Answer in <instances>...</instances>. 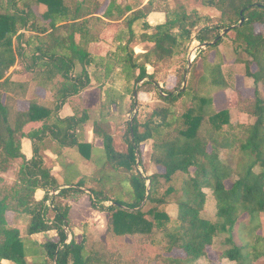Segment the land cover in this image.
<instances>
[{
	"label": "trees",
	"instance_id": "trees-1",
	"mask_svg": "<svg viewBox=\"0 0 264 264\" xmlns=\"http://www.w3.org/2000/svg\"><path fill=\"white\" fill-rule=\"evenodd\" d=\"M170 1L109 0L99 14L102 0H0V174L19 161L14 181L0 191V264H54L55 259L57 264H132L103 240L69 241V200L87 194L96 209L108 213L107 231L114 239L162 244L165 264H202L203 258L213 263L210 248L225 264L264 259V30L257 28H264V0H195L218 16L187 12L180 2L172 8ZM153 12H163L165 20L151 23ZM110 23L115 32L108 50L94 54L92 40L97 43ZM227 28L217 44L198 49L203 70L195 84V62L190 70L186 62L176 86L168 88L165 69ZM226 40L256 86L252 106L236 124L228 109L216 105V94L231 87L221 52ZM19 59L31 78H12L9 71ZM184 72L188 79L182 88ZM93 80L100 86L113 83L104 87L101 121L95 123L100 149L85 140L88 114L61 115L68 100ZM41 91L49 92L51 101ZM136 92H156L162 104L144 121L127 122L118 148L104 125L111 108L134 111V101L123 103ZM21 100L27 108H19ZM146 142L151 162L163 170L148 173ZM48 148L63 165L62 182L46 165ZM68 148L93 161L89 174H76L75 163L65 161ZM179 175L181 194L171 201ZM172 202L178 206L175 218L165 209ZM10 213L13 221L21 214L29 217L27 236L9 221ZM49 231H56L58 240L33 237ZM176 249L183 255H174Z\"/></svg>",
	"mask_w": 264,
	"mask_h": 264
},
{
	"label": "rangeland",
	"instance_id": "rangeland-1",
	"mask_svg": "<svg viewBox=\"0 0 264 264\" xmlns=\"http://www.w3.org/2000/svg\"><path fill=\"white\" fill-rule=\"evenodd\" d=\"M104 4H102V8L99 12L101 14L103 9L107 5L109 0H102ZM148 1V0H146ZM171 2V1H170ZM176 2H180L186 8L187 12H191L193 10H197L203 14H210L212 16H218V12L214 8L205 7L200 2L195 0H173L170 3V7L174 8ZM38 7H35V10L39 12ZM154 23L155 21L152 20ZM259 30H264L263 27L257 26ZM115 32V24L110 23L107 25V29L99 38L100 40L97 43L92 40V45L89 47L90 50L94 54H103L108 50L109 44L112 40L113 34ZM201 47L199 45H194L190 52L188 53L187 60L184 57H180L177 59L172 66V68L165 69L164 72L168 75V88H173L176 86V81L179 78V75L183 72L182 67L180 66L182 63H186L187 70H190L193 63L194 68L191 74V80L195 84L196 79L202 73V64L201 60L196 59L197 51ZM138 51L140 50L137 49ZM221 52L223 54L224 59V72L228 77L230 82V86L226 90H222L217 93L216 103L218 109H228L230 111V120L232 124H236L238 121L243 120L244 114L243 109H249L252 106V102L255 98V83L253 78L246 77L244 72V65L240 63H236L234 61L233 50L231 47V43L226 40L221 45ZM190 55L192 56V64L190 67ZM214 59V53L210 57ZM184 61V62H183ZM242 65V67H238ZM82 70V67L79 66L76 71ZM152 71V68H149ZM11 72L12 78L15 80H25L31 78V75L25 70L23 66V62L21 59L18 60L16 65L11 68L9 73ZM187 72H184L183 76V85L184 88L187 84L188 75ZM186 75V81L184 82V78ZM252 80V81H251ZM33 84V83H32ZM113 83L108 82L105 86L108 87ZM34 85V84H33ZM121 82L115 83V86L120 87ZM100 86L95 80L92 81L91 85L88 86L85 90H83L79 95L74 96L68 100L66 105L61 111V115H72L77 114L79 116L88 114L89 118L84 125L85 130V140L90 141L95 145L103 147V140L99 138L95 133V123L101 121V102L104 96V87ZM105 87V88H106ZM160 91V89H158ZM264 91V88L262 89ZM1 94V93H0ZM40 94L45 97V101H51L52 97L49 92L41 91ZM126 102L123 103V106H128L131 101L135 102L134 111L129 113L125 111V109H121L120 107L117 109H110L109 112V123L104 125V129L106 131H110L114 134L115 143L118 148H121V134L127 128V122H131L134 117H138L140 120L144 121L147 116L152 112V110L161 105L162 102L159 100L156 92H136L133 94V98L127 97ZM19 108L25 109L28 107V102L25 100H21L18 102ZM40 123L30 124L27 126L26 130H30L31 128L38 127ZM151 144L146 142L145 147V166L147 167L148 173H153L155 171H161L163 168H158L154 165L150 160L151 154ZM47 152L44 153L45 158L47 156L46 165L50 171V173L60 178L61 173V165L58 162L57 156L54 155L53 149L48 148ZM45 152V151H43ZM65 157L68 160L73 161L79 168H81L83 173H88L92 171L94 167V163L91 160L84 158L76 148H68L65 150ZM60 160V159H59ZM19 164V161L10 168L8 172L5 174H0V191L10 185L15 178V171ZM142 171V168H139ZM60 175V176H59ZM62 179V178H61ZM183 175H179L172 184L176 187V192L170 196V200L173 199L177 201L180 197L181 191L180 186L182 183ZM63 181V179H62ZM166 186H162L161 190L164 192ZM42 196V195H41ZM71 205L70 208V221H71V230H69V241L75 237L77 241H81L83 238H88L89 240H103L112 250H120L124 256L132 262V264H165L162 260L161 253H163V245L162 244H150V242H143L141 239H136L135 237H131L130 241L127 238L114 239L112 235H110L107 231V222L109 215L107 212L96 209L91 201V197L89 194L82 196L79 200L71 199L69 200ZM165 206L167 212L175 218L177 215L178 206L174 204ZM148 208V207H147ZM213 205H208V211L212 212ZM13 214H9V221L20 228L22 236H27V227L29 224V217L25 214L19 215L15 221L12 220ZM262 220V230L261 233L264 235V213L261 214ZM35 239L46 242L48 239L58 240L56 231H49L41 234H36L33 236ZM222 241L221 237H217L215 240V245L220 246ZM183 251L176 249L174 251V255H183ZM210 256L214 259V262L206 260L205 258L201 259L202 264H223L216 259L215 253L212 248H210ZM6 264H14L9 261H4ZM33 264V263H30Z\"/></svg>",
	"mask_w": 264,
	"mask_h": 264
},
{
	"label": "crops",
	"instance_id": "crops-1",
	"mask_svg": "<svg viewBox=\"0 0 264 264\" xmlns=\"http://www.w3.org/2000/svg\"><path fill=\"white\" fill-rule=\"evenodd\" d=\"M149 20H150L151 23H153L152 20H154V21H155L154 24L162 23V22L165 20V14H164L163 12H153V13H151V14L149 15ZM238 67H242V65H239ZM251 81H252V80H251ZM216 97H217V94H216ZM216 105H217V103H216ZM23 142H24L23 145H24V150H25V152H26L27 154H30V153H31V146H30L29 142H28L27 140H24ZM88 142H90V141H88ZM94 146H95L96 149H100V146L95 145V144H94ZM46 152H47V151L45 150L44 153H46ZM45 155H46V154H44V156H45ZM54 155H56V154L54 153ZM64 155H65V154H64ZM56 156H57V155H56ZM57 159H58L59 164H60L61 167H62V169H61V173H60V175H61V174H62V171H63V165H62V163L60 162L58 156H57ZM45 160H47V156H46ZM65 161L68 162V161H71V160H68V159L65 157ZM72 162H73V161H72ZM75 165H76V168H75V173H76V174H77V173H79L80 175L88 174V173H83L82 170H81V168H79V166H77V164H75ZM89 173H90V172H89ZM60 175H59V176H60ZM56 178H57V177H56ZM61 178H63L62 175H61L60 178H59V180L62 182V179H61ZM223 263L225 264V262H223ZM256 264H264V259L259 260Z\"/></svg>",
	"mask_w": 264,
	"mask_h": 264
},
{
	"label": "water",
	"instance_id": "water-1",
	"mask_svg": "<svg viewBox=\"0 0 264 264\" xmlns=\"http://www.w3.org/2000/svg\"><path fill=\"white\" fill-rule=\"evenodd\" d=\"M244 22V18L242 17V19H241V22H240V24H242ZM229 31V29L227 28V29H225L223 32H222V34L218 37V38H216L214 41H212V42H205V43H202V44H200L199 46L201 47V48H205V47H207L208 45H215V44H217L218 43V41L227 33ZM192 56L190 55V62H189V66L188 67H190L191 66V64H192ZM186 81V75H185V78H184V82ZM135 95H136V93H135ZM132 123H133V120H131V126H132ZM138 164H139V160H138ZM149 186H150V183H149ZM148 186V187H149ZM52 193H55V189H53L52 190ZM54 264H57V260L55 259V261H54Z\"/></svg>",
	"mask_w": 264,
	"mask_h": 264
}]
</instances>
